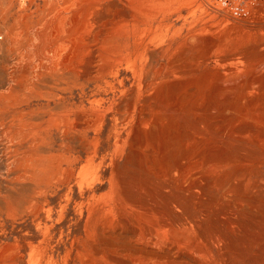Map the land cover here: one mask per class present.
Listing matches in <instances>:
<instances>
[{"label": "rangeland", "instance_id": "obj_1", "mask_svg": "<svg viewBox=\"0 0 264 264\" xmlns=\"http://www.w3.org/2000/svg\"><path fill=\"white\" fill-rule=\"evenodd\" d=\"M214 1L0 0V264H264V0Z\"/></svg>", "mask_w": 264, "mask_h": 264}, {"label": "bare ground", "instance_id": "obj_2", "mask_svg": "<svg viewBox=\"0 0 264 264\" xmlns=\"http://www.w3.org/2000/svg\"><path fill=\"white\" fill-rule=\"evenodd\" d=\"M213 2H215L214 0H212ZM220 1V0H219ZM236 1V0H235ZM223 2H224V0H223ZM226 2H228L227 0L225 1V3ZM232 1H230V3H231ZM241 2V1H240ZM242 2H244V1H242ZM249 2V1H248ZM216 3V2H215ZM233 3V2H232ZM235 3V2H234ZM249 3H251V1L249 2ZM248 3V4H249ZM212 4V3H211ZM219 3H217V5H218ZM221 4V3H220ZM241 4V3H240ZM231 5V4H230ZM236 5V4H235ZM239 5V4H238ZM245 5V4H244ZM246 5H247V3H246ZM228 6V5H227ZM241 6H242V4H241ZM240 6V7H241ZM250 7H251V5H249ZM264 6V5H263ZM233 7V6H232ZM247 7V6H246ZM245 7V8H246ZM238 8V7H237ZM244 8V9H245ZM231 9V8H230ZM233 9V8H232ZM242 10H243V8H241ZM248 9V8H247ZM235 10V9H234ZM263 10V9H262ZM238 11H239V9H238ZM244 11H246V10H244ZM52 19V22L54 23V29H55V31L56 32H59V29H58V27H57V24L59 23V24H61V26H63V25H65L66 24V22H67V19L68 18H66L65 16H63V15H61V13H57V14H55V15H53V18H51ZM71 19V18H70ZM69 19V20H70ZM68 20V21H69ZM72 20V19H71ZM56 24V25H55ZM64 31V30H63ZM56 32H54V33H56ZM61 32H62V30H61ZM3 115V114H2ZM4 116V115H3ZM198 236H197V238H194L195 239V241H194V243H192V245L191 244H189L190 246L189 247H187L186 245H183L182 243H180L181 245H183V246H185L186 248H189L188 250H190V251H194L195 249H196V244H200V242H203L205 245H203V246H205V251H206V254L212 259V260H214L215 258H214V254H213V249H212V247H211V245L210 244H208V240L207 239H205L204 237H201L202 235H199V234H197ZM155 241H157V239H155ZM193 241V240H192ZM181 242V241H180ZM178 244H177V247H179V242H177ZM184 243V242H183ZM173 249V247H172V245H171V247H169L165 252H154L153 250H151V251H147V250H145L144 248H140L139 250L142 252V253H146V254H149L150 256H152V257H157V259H161L162 261H163V264H190L191 262L190 261H188V260H186V258H187V256H185V260L183 259L184 257H183V255H177V251H174V252H170L171 250ZM183 257V258H182ZM0 259H2V258H0ZM218 259V261L220 262L221 261V259L220 258H217Z\"/></svg>", "mask_w": 264, "mask_h": 264}]
</instances>
